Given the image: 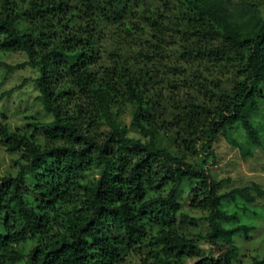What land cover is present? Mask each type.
<instances>
[{
    "label": "trees",
    "instance_id": "obj_1",
    "mask_svg": "<svg viewBox=\"0 0 264 264\" xmlns=\"http://www.w3.org/2000/svg\"><path fill=\"white\" fill-rule=\"evenodd\" d=\"M0 51L48 118L0 120V264H233L264 191L211 167L264 151V0H0Z\"/></svg>",
    "mask_w": 264,
    "mask_h": 264
},
{
    "label": "rangeland",
    "instance_id": "obj_2",
    "mask_svg": "<svg viewBox=\"0 0 264 264\" xmlns=\"http://www.w3.org/2000/svg\"><path fill=\"white\" fill-rule=\"evenodd\" d=\"M234 4L237 0H225V2ZM25 61L20 52L5 54L0 51V62L14 65L10 72L3 68L0 70V96L13 88H16L30 76H35L28 69H17V65ZM6 78V79H5ZM5 80V81H4ZM4 81V84L2 82ZM2 84V85H1ZM30 82L28 83V85ZM33 88L23 89L19 94L11 99H0V120L15 127H22L31 119V116H37L41 120H48L45 117V111L42 106L35 101ZM21 95V98H18ZM235 139L240 140L241 134H232ZM216 155V164L211 167L219 180H231L233 187H247L252 184H258L264 191V151L258 150L253 157L244 158L237 147L230 142L227 136H221L214 144ZM16 155L10 154L0 144V174L3 176L15 173L14 160ZM253 213L243 216V224L253 226L252 231H241L236 237V245L239 248L238 256L233 264H251L253 257H262L264 255V197L258 199L256 206H253ZM195 228L191 230L194 231ZM4 226L0 221V235L4 233ZM32 244L26 245L30 250ZM204 252L208 253L210 247L203 244ZM137 260L131 257L126 259L124 264H136ZM195 260L189 261V264Z\"/></svg>",
    "mask_w": 264,
    "mask_h": 264
}]
</instances>
